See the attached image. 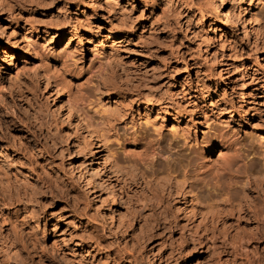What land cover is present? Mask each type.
<instances>
[{
	"label": "rangeland",
	"instance_id": "374dc122",
	"mask_svg": "<svg viewBox=\"0 0 264 264\" xmlns=\"http://www.w3.org/2000/svg\"><path fill=\"white\" fill-rule=\"evenodd\" d=\"M113 1L0 5V161L11 162L0 171V191L23 197L17 226L37 241L30 245L19 227L0 235V264H99L135 249L145 264L171 252L177 260L169 264H241L264 252V152L247 146L249 135L264 139V37L258 42L252 31L262 25L249 23L244 35L249 13L264 24V6L216 0L214 10L210 0H157L168 9L163 16L143 0ZM122 7L143 35H122ZM129 101L135 103L117 107ZM134 121L151 129L153 144L142 133L117 137L115 130ZM217 121L236 130L242 144L230 149L212 139L203 147L215 170L205 164L199 178L219 195L193 204L200 179L191 168L153 170L174 157L165 148L171 137L173 149L187 152ZM222 153L234 159L232 170L221 165ZM92 233L110 248L83 247Z\"/></svg>",
	"mask_w": 264,
	"mask_h": 264
},
{
	"label": "clouds",
	"instance_id": "9594fccd",
	"mask_svg": "<svg viewBox=\"0 0 264 264\" xmlns=\"http://www.w3.org/2000/svg\"><path fill=\"white\" fill-rule=\"evenodd\" d=\"M7 0H0V5L6 3ZM24 2H32V0H24ZM111 2V0H110ZM154 2V0H153ZM177 2H182V0H177ZM225 0H221V6ZM232 4L236 6V8L239 7L241 3H243V0H231ZM258 3L262 6H264V0H258ZM61 11H64L61 9ZM261 14H264V8L261 10ZM130 15V13H128ZM231 17H234V20L232 22L234 23H241V18L240 14H237V12L234 10L233 13L230 14ZM71 23V21H68ZM189 25L192 23L191 20L188 21ZM251 23L254 26L257 24H261L262 26L259 29L254 28L252 31L253 33L257 36V41L259 42L262 37H264V24H262L261 19L259 18H253L252 20H249L247 22H244V35L247 37L249 35V29L247 25ZM0 34H3V30H0ZM97 57H100V53H97ZM9 63L11 61L9 60ZM78 71H83V69H78ZM237 71H240V69H237ZM60 86V82H58L57 87ZM203 89L207 91V88L205 85H202ZM90 91L94 94L95 89H90ZM155 91V90H154ZM163 95H167V93H164ZM131 103H135V101H129L127 103H118L117 107L120 109H127ZM167 109L165 108V111ZM179 111H186L185 108L178 109ZM221 113H218L220 115ZM87 115V114H85ZM261 117H264V112L260 113ZM88 119H92V117H88ZM102 123V121H101ZM264 123V121H262ZM257 127L261 125H256ZM139 128L140 132H137L136 129ZM117 137L123 136L125 139L128 138H135L136 136L140 135L141 133L146 137V142L151 145L154 143L153 139V133L150 128H147L145 125V122L141 121L140 123H136L135 121L126 126L124 129H118L115 130ZM158 139V137H157ZM174 139H177L176 137H171L168 140L167 145L165 146L166 150L169 153H175L174 157L171 160H162L161 166L159 168H156L153 170V174L156 173H164L165 171L168 170L169 166L174 164L177 169L183 171L186 168H191L193 172V176L197 179L199 178V172L203 169V166L205 164H210L211 170H215V164L211 163L210 161H207L203 157V147L206 146L211 142L212 139H220L224 142L225 146L228 148H234L238 147L242 144V139L238 132L234 129H230L229 125L222 122V121H217L212 124V127L209 129L208 133L205 135L203 140H197L195 144L193 145H188V151H180L177 152L176 149L172 148V142ZM118 143V142H117ZM256 144H259L260 150L264 152V139H254L251 135L248 136V147H252ZM157 147L159 145L157 144ZM179 147L183 149L185 145L182 143L179 144ZM165 149H161V151H164ZM121 155L123 153L121 152ZM264 160V158H262ZM11 166V162L7 157L4 158L3 161H0V171H3L5 167ZM261 167L264 168V163L261 164ZM195 199L193 201V204L200 203L202 201H209L213 199V196L216 195L218 196L219 194L214 193L213 190H211L208 187V179L203 178L200 179L199 185L195 186ZM2 211V209H0ZM27 211V210H26ZM35 231V230H34ZM40 264H43V261L40 262ZM95 264V262H93ZM99 264H107V261H100Z\"/></svg>",
	"mask_w": 264,
	"mask_h": 264
},
{
	"label": "bare ground",
	"instance_id": "6f19581e",
	"mask_svg": "<svg viewBox=\"0 0 264 264\" xmlns=\"http://www.w3.org/2000/svg\"><path fill=\"white\" fill-rule=\"evenodd\" d=\"M113 1V0H112ZM138 1H140V0H135V2L136 3H138ZM143 1H146L147 3H148V5L149 6H151L152 8L153 7H158V8H162V12L161 13H163V16H166L165 14H167V11H168V9H167V11H166V7H165V9L163 8L164 6L162 5L161 6V4L157 1V0H154V2H153V0H143ZM189 2H191L190 0H188ZM253 1V0H252ZM108 2H109V0H108ZM176 2V1H175ZM193 2V1H192ZM113 3L115 4V1H113ZM183 3V2H182ZM184 3H185V0H184ZM210 3L213 5V6H215L214 7V10H215V8H218L219 6H218V4H217V2H216V0H210ZM209 2H208V4H207V2H206V4H207V6L210 4ZM254 3V2H253ZM146 4V3H145ZM176 4V3H175ZM174 4V5H175ZM186 5L188 4V3H185ZM193 4V3H192ZM192 4H190L189 3V7L188 8H190L191 7V5ZM210 4V6H212ZM110 5V4H109ZM109 5H107V6H109ZM112 5V4H111ZM110 5V6H111ZM116 6H117V4H115ZM167 5V4H166ZM171 5H173V4H171ZM180 5V4H179ZM196 5V4H195ZM194 5V6H195ZM115 6V7H116ZM119 6V5H118ZM126 6L127 5H125V8H126ZM206 6V7H207ZM212 6V7H213ZM221 6V5H220ZM174 7V6H173ZM177 7V6H176ZM175 7V8H176ZM209 7V6H208ZM211 7V8H212ZM112 8H114L113 6H112ZM123 8V7H122ZM128 8V7H127ZM134 8V7H133ZM181 8V7H180ZM184 8H185V6H184ZM187 8V9H188ZM192 8V7H191ZM221 8V7H220ZM194 9V8H193ZM203 9V8H202ZM210 9V8H209ZM243 9H244V7H243ZM251 9V8H250ZM249 9V7H247L246 9H245V12H247V11H249L250 10ZM113 10V9H112ZM111 10V11H112ZM123 10V14H121L122 16H121V24H122V35H124V37L125 36H127V38H129L130 36H132V34H140L141 32H140V28H139V23L137 22V20H135L133 17H132V15H131V13H130V15H128V13L131 11L130 9V11H127V9H125L124 10V8L122 9ZM122 10H119V13H120V11H122ZM136 10V9H135ZM170 10V9H169ZM171 10H173L172 12H170V16H174L175 14H176V9H171ZM178 10V9H177ZM180 10V9H179ZM192 10V9H191ZM211 10V9H210ZM107 11H108V9H107ZM161 11V10H160ZM194 11V10H193ZM201 11V12H200ZM203 11H204V9H203ZM213 11V10H212ZM228 11V10H227ZM143 12V11H142ZM199 12L201 13V15H202V10H200L199 9ZM208 13H209V11H207ZM213 12H216L215 14H217V9H216V11H213ZM212 12V13H213ZM255 12V11H254ZM254 12H251V13H249V15H251V19H253V18H256V15H255V13ZM113 13V12H112ZM171 13H174L173 15L171 14ZM232 13V12H231ZM114 14H116V13H114ZM142 14V13H141ZM169 14V13H168ZM168 14H167V16H168ZM180 14V13H179ZM182 14V13H181ZM184 14H186V12L184 13ZM184 14H182V15H184ZM220 14V13H219ZM227 14V13H226ZM143 15V14H142ZM213 15H214V13H213ZM224 15V14H223ZM245 15V14H244ZM169 16V17H170ZM181 16V15H180ZM226 16V15H225ZM247 16V15H246ZM258 16V15H257ZM115 17V16H114ZM174 17H176V16H174ZM173 17V18H174ZM203 17V16H202ZM216 17H218V16H216ZM221 17H222V15H221ZM117 18V17H116ZM141 18H142V16H141ZM167 19H170V18H168V17H166ZM178 19H179V16L177 17ZM176 18V21L178 20ZM224 18V17H223ZM226 18V17H225ZM231 18V17H230ZM233 18V17H232ZM244 18V17H243ZM113 19V18H112ZM137 19H139V18H137ZM218 19H219V17H218ZM229 19V18H228ZM220 20H222L221 18H220ZM225 20H227V19H225ZM250 20V19H249ZM153 22L155 21V19H154V17H153V20H152ZM171 21V20H170ZM169 20H168V24H169V22H170ZM174 21V20H173ZM172 21V22H173ZM246 21V20H245ZM152 22V23H153ZM223 22H225V21H223ZM228 22V21H227ZM247 22V21H246ZM118 23V22H117ZM116 23V24H117ZM152 23H151V25H152ZM155 23V22H154ZM153 23V24H154ZM179 22H177V25H179L178 24ZM230 23V22H229ZM109 24H111V23H109ZM113 24V23H112ZM111 24V27L113 26ZM121 24H119L118 25V28L119 27H121ZM157 24H158V22H157ZM157 24H155V25H157ZM167 24V25H168ZM232 24V23H231ZM176 25V24H175ZM174 25V26H175ZM228 26V25H227ZM235 26V25H234ZM168 27H171V26H168ZM236 27V26H235ZM114 28H115V26H114ZM149 28V27H148ZM111 29V28H110ZM172 29V28H171ZM176 29H177V27H176ZM235 29V28H234ZM238 29V28H237ZM145 30V28L143 29V31ZM155 30V29H154ZM159 30V29H158ZM173 30H174V28H173ZM224 30V29H223ZM250 30V29H249ZM149 31V30H148ZM236 31V30H235ZM238 31V30H237ZM153 32V31H152ZM176 32V31H175ZM235 33V32H234ZM251 33V32H250ZM146 34V33H145ZM144 34V35H145ZM227 34V33H226ZM141 35H143L142 33H141ZM140 35V36H141ZM150 35V34H149ZM155 35V34H154ZM148 36V35H147ZM151 36V35H150ZM153 37V36H152ZM158 37V36H157ZM140 38V37H139ZM138 38V39H139ZM142 38V37H141ZM150 38V37H149ZM159 39V38H158ZM125 40V39H124ZM127 40H129V39H127ZM143 41V38L142 39H140V41ZM139 41V40H138ZM137 41V42H138ZM139 41V42H140ZM148 41V40H147ZM146 41V42H147ZM153 41V40H152ZM157 41V40H156ZM122 42V41H121ZM129 42V41H128ZM127 42V43H128ZM145 42V41H144ZM158 42V41H157ZM134 43V42H133ZM151 43V42H150ZM149 43V44H150ZM126 44V43H125ZM142 44V43H141ZM148 44V43H147ZM158 44H159V42H158ZM225 44V43H224ZM140 45V44H139ZM145 44H143V46H144ZM146 46V45H145ZM144 46V47H145ZM149 46V45H148ZM229 46V45H228ZM230 48H232L231 46H230ZM155 72V71H154ZM153 72V73H154ZM152 73V72H151ZM156 73V72H155ZM160 73V72H159ZM169 73V72H168ZM161 74V73H160ZM151 75V74H150ZM163 75V74H162ZM165 75V74H164ZM163 75V76H164ZM152 76V75H151ZM155 76H157L156 74L154 75V77ZM154 77H153V79H154ZM157 78H159V77H157ZM161 78V77H160ZM142 79H144L143 77H142ZM147 78H145L144 80L145 81H147L146 80ZM152 79V80H153ZM162 79V78H161ZM151 80V79H150ZM151 80V81H152ZM156 81H157V79H156ZM114 88V87H113ZM124 88V87H123ZM124 89H126V88H124ZM126 92V91H125ZM129 92V91H128ZM79 114V113H78ZM81 116H82V114H81ZM83 117V116H82ZM81 117V118H82ZM84 118V117H83ZM79 119H80V116H79ZM85 119V118H84ZM86 120H88V119H86ZM86 120L84 121V122H86ZM83 122V121H82ZM81 123V122H80ZM93 123V122H92ZM83 124V123H82ZM84 125H86V123H84ZM83 125V126H84ZM88 125H93V124H91V123H89ZM95 126V125H94ZM92 127L90 126V129H91ZM86 129H89V126H88V128H86ZM93 129V128H92ZM91 129V131H93ZM96 130V128L94 129V131ZM90 131V130H89ZM91 131H90V133L89 134H93V133H91ZM95 133H97L96 131H95ZM90 137H92V135H90ZM89 137V138H90ZM91 143H94V142H91ZM93 147V146H92ZM92 154V153H91ZM223 154V156L225 157V153H222ZM228 156V155H227ZM226 156V157H227ZM92 157V156H91ZM222 157V156H221ZM224 157L223 158H220V159H224ZM226 157H225V160H220V161H222V162H225L224 164H222L221 163V165H224V167H225V164H226V166H229V167H227L226 169H228V170H230L232 167H234V166H232L231 167V165H233L234 163H232V160L234 161V159H226ZM229 157V156H228ZM227 157V158H228ZM233 158V157H232ZM89 160V159H88ZM91 160H92V158H91ZM117 163V162H116ZM115 163V165L117 166V164ZM89 165H91V164H89ZM114 165V166H115ZM118 167V166H117ZM232 170V169H231ZM92 172H94L93 170H92ZM246 172V171H245ZM248 172V171H247ZM171 173V172H170ZM249 173V172H248ZM89 175H90V172H89ZM88 175V176H89ZM93 175V174H92ZM168 175H169V172H168ZM25 176V175H24ZM96 176V175H95ZM90 177H92V176H90ZM95 177H92L91 179H94ZM89 181V180H88ZM90 182V181H89ZM101 186V185H100ZM96 188V187H95ZM99 190V189H98ZM95 191V190H94ZM111 195V194H110ZM22 196H20V195H17V198L14 196V195H11L10 193H8V192H6V191H0V209H2V211H0V235H3V234H9V233H12V232H14V231H16L17 230V227H19L20 228V230H21V234H23L24 235V237L27 239V242H29L30 243V245H34V244H36L37 243V241H36V239L34 238V236L32 235V233L30 232V230L29 229H27V228H24V226H17V223H18V220H17V218H16V214L18 213V211H19V206H21L20 205V203H21V201H22ZM143 212V214L144 215H146L147 213H146V211H143V209H141V213ZM142 219V218H141ZM38 221V219H36V222ZM163 226H165V224L163 223ZM148 236V238L150 237V235H147ZM145 238H146V235L144 236ZM94 243V244H96V247H95V249L96 248H98L99 247V250H101L102 248H104V247H109L110 248V246H108V245H105V243L103 242V239H102V237L101 236H99V235H96L95 233H92V234H88V236L87 237H85V238H83V241H82V244H83V247L85 246V245H87L88 243ZM102 247V248H101ZM215 251V250H214ZM172 254H173V252H171V253H169V254H164L163 255V257L162 258H159V260H160V263H157V264H169V263H171V262H174L175 260H177L176 259V256H174V255H176V254H174L173 256H172ZM123 259H127L128 261H130V263H135V264H145V262H143V260L141 259V257L137 254V249H135V251L134 252H132V253H128V252H125V251H122V250H120V253L119 254H114V257L112 258V259H110V260H108V259H104V261H107V264H125L123 261H121V260H123ZM70 261V260H69ZM68 260H66V263H70ZM64 262H65V260H64ZM72 263V262H71ZM176 263H177V261H176ZM13 264H28V262H27V260L25 259V258H22V260L21 261H15V262H13ZM72 264H74V263H72ZM217 264H221L220 262H218ZM230 264H238L236 261H234V260H232L231 262H230ZM241 264H264V252H262V251H258V252H256L250 259H248L247 261H244L243 263H241Z\"/></svg>",
	"mask_w": 264,
	"mask_h": 264
}]
</instances>
